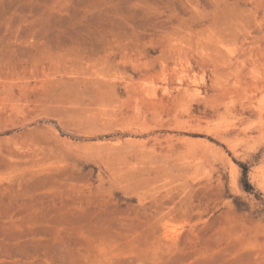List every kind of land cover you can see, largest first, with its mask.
Masks as SVG:
<instances>
[{
  "label": "rangeland",
  "instance_id": "374dc122",
  "mask_svg": "<svg viewBox=\"0 0 264 264\" xmlns=\"http://www.w3.org/2000/svg\"><path fill=\"white\" fill-rule=\"evenodd\" d=\"M0 264H264V0H0Z\"/></svg>",
  "mask_w": 264,
  "mask_h": 264
}]
</instances>
